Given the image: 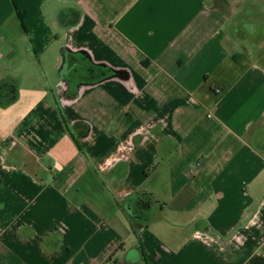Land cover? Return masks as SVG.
Here are the masks:
<instances>
[{
	"label": "crops",
	"instance_id": "obj_1",
	"mask_svg": "<svg viewBox=\"0 0 264 264\" xmlns=\"http://www.w3.org/2000/svg\"><path fill=\"white\" fill-rule=\"evenodd\" d=\"M260 25L264 0H0V264H264ZM89 61L114 75L72 81Z\"/></svg>",
	"mask_w": 264,
	"mask_h": 264
},
{
	"label": "trees",
	"instance_id": "obj_2",
	"mask_svg": "<svg viewBox=\"0 0 264 264\" xmlns=\"http://www.w3.org/2000/svg\"><path fill=\"white\" fill-rule=\"evenodd\" d=\"M85 60V59H83ZM90 62V61H89ZM83 71V69H81ZM85 74H81L80 70H73L72 72V81H76L79 84L86 83V84H95L98 82H102L104 80L109 79L114 75V72L107 67L101 65H94L90 62V64L84 68ZM151 206L150 199L145 200L140 198L138 201V207L143 211L148 210ZM105 264H123L114 260V255L110 256V258L106 261Z\"/></svg>",
	"mask_w": 264,
	"mask_h": 264
},
{
	"label": "rangeland",
	"instance_id": "obj_3",
	"mask_svg": "<svg viewBox=\"0 0 264 264\" xmlns=\"http://www.w3.org/2000/svg\"><path fill=\"white\" fill-rule=\"evenodd\" d=\"M256 34L257 36H259V39L261 38L264 39V26L263 25H260Z\"/></svg>",
	"mask_w": 264,
	"mask_h": 264
},
{
	"label": "built area",
	"instance_id": "obj_4",
	"mask_svg": "<svg viewBox=\"0 0 264 264\" xmlns=\"http://www.w3.org/2000/svg\"><path fill=\"white\" fill-rule=\"evenodd\" d=\"M217 93H219V91H217Z\"/></svg>",
	"mask_w": 264,
	"mask_h": 264
}]
</instances>
